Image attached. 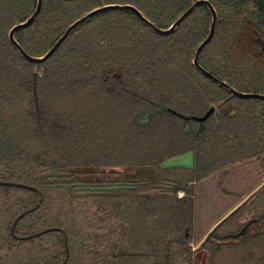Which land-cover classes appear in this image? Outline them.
Listing matches in <instances>:
<instances>
[{"label": "trees", "instance_id": "1", "mask_svg": "<svg viewBox=\"0 0 264 264\" xmlns=\"http://www.w3.org/2000/svg\"><path fill=\"white\" fill-rule=\"evenodd\" d=\"M194 1L43 0L15 37L40 56L96 7L167 28ZM209 1L199 63L264 94V0ZM36 3L0 0V264H264V99L194 67L209 9L168 35L105 10L36 64L8 39Z\"/></svg>", "mask_w": 264, "mask_h": 264}, {"label": "water", "instance_id": "2", "mask_svg": "<svg viewBox=\"0 0 264 264\" xmlns=\"http://www.w3.org/2000/svg\"><path fill=\"white\" fill-rule=\"evenodd\" d=\"M42 2H43V0H37L36 7H35L34 11L24 21L18 22L15 25H13L10 28L9 32H8V39H9L10 43L18 50V52L22 55V57L25 58L26 60H28V61H30L32 63H36V64H39V63L47 60L57 50V48L65 40V38L68 36V34L70 33V31L72 29H74L76 26H78L82 22L90 19L92 16H94V15L100 13V12H103L105 10H114V9H127V10H131L136 15H138L144 22H146L155 33L160 34V35H168V34L173 33L177 29V27L180 25V23L186 17H188L190 15V13L197 6H199V5L206 6L209 9L210 13H211V23H210V27H209V31H208L207 36L199 43V45L197 46V48L195 50L194 57L192 59V63L194 65V67L201 74H203L205 77H207L210 80L214 81L219 86L227 89L233 95H235V96H237L239 98H243V99H251V98L264 99V94L254 93V92H243V91H239V90L233 88L227 82L219 79L218 77H216L215 75H213L211 72H209L208 70H206L199 63V60L198 59H199L200 53L203 50V48L206 46V44L209 43L211 41V39L213 38V35L215 33L216 23H217V12H216V9H215V7L213 6V4L209 0H195L167 28H159V27H157L154 23H152L134 5H131V4H118V3L105 4V5H102V6H99V7H96L94 9H92L91 11H89V12L85 13L84 15H82L80 18L76 19L74 22H72L67 27V29L64 31V33L55 41V43L52 45V47H50L44 54H42L40 56H33V55H30L29 53H27L24 50V48L21 46V44L16 39L15 35H16L17 31H19L22 28L29 27L34 22V20L36 19V17L38 16V14H39V12L41 10ZM214 110H215V106H212L202 116H192V117L185 116V119H193V120H196V121H199V122H203V121H205L211 115V113L214 112Z\"/></svg>", "mask_w": 264, "mask_h": 264}, {"label": "rangeland", "instance_id": "3", "mask_svg": "<svg viewBox=\"0 0 264 264\" xmlns=\"http://www.w3.org/2000/svg\"><path fill=\"white\" fill-rule=\"evenodd\" d=\"M192 162H193L192 154L191 153H187V154L182 155V156L173 157V158L169 159L167 163L170 164V165L191 166ZM189 177H190L189 172H184V173H182V175L175 176V179H177V180H180V179L181 180H185V179H187ZM108 178H110L113 181L114 179H116V176H109ZM262 226H264V225H259L260 228ZM200 242H201V239H199L198 241L193 242L192 243L193 248H197L199 246ZM205 256H206V254H205L204 251H202V250L198 251V253H197V262H198V264H203V262L205 260Z\"/></svg>", "mask_w": 264, "mask_h": 264}, {"label": "built area", "instance_id": "4", "mask_svg": "<svg viewBox=\"0 0 264 264\" xmlns=\"http://www.w3.org/2000/svg\"><path fill=\"white\" fill-rule=\"evenodd\" d=\"M184 195V192L182 190L178 191L177 192V196L178 197H182Z\"/></svg>", "mask_w": 264, "mask_h": 264}]
</instances>
